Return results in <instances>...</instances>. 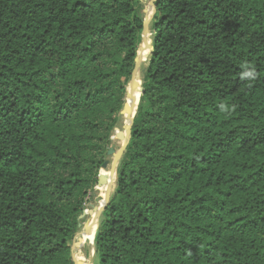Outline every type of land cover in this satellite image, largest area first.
<instances>
[{
    "label": "trees",
    "instance_id": "obj_1",
    "mask_svg": "<svg viewBox=\"0 0 264 264\" xmlns=\"http://www.w3.org/2000/svg\"><path fill=\"white\" fill-rule=\"evenodd\" d=\"M143 1L0 0V264H73ZM155 4L93 264H264V0Z\"/></svg>",
    "mask_w": 264,
    "mask_h": 264
},
{
    "label": "water",
    "instance_id": "obj_2",
    "mask_svg": "<svg viewBox=\"0 0 264 264\" xmlns=\"http://www.w3.org/2000/svg\"><path fill=\"white\" fill-rule=\"evenodd\" d=\"M157 0H149L148 4L144 10V16L142 19V29L140 33L141 41L140 44L137 47L136 57L134 58V64L133 68L130 73V79L127 84V89L125 92V98L129 96V94L134 91L135 89L138 90V97L135 103H124V106L122 110L120 111V116H124L128 118L129 122L125 127L124 131L119 130L115 127L114 132L116 133V136L121 139L122 143L120 147L115 150L113 146H110L106 152V155L112 156V160L109 162L108 160H105L101 165V170L105 169L109 164V176H107L104 173H101L99 171L98 173V182L97 187L105 186L104 196L102 198V204L99 207H96L94 205H91L92 211H93V217L91 222L88 220V223L85 226V230L81 232L83 236H89L92 233V226H94V230L92 233V240L89 242L90 245V258L87 263H84V261H81L76 258V255L73 254V250L76 248H79L84 243L82 242V239L78 241H74L71 245V258L73 261V264H93L94 256L96 253V248L94 246V235L96 232V229L99 225L100 216L104 209L106 208L110 195L115 187L116 181H117V166L121 159V156L126 149L130 138H131V126L134 120V116L136 114L137 106L140 100V95L142 92V78L141 75L144 71V68L142 65L144 64V61L146 58H148L149 53L152 50L151 46V31H150V23L154 17V14L156 12V2ZM152 8V13L148 15V9ZM100 200L97 199L96 202H99ZM86 214V210H83L80 219H83V217ZM93 224V225H92ZM81 226V223H80ZM79 226V227H80ZM90 231V232H89Z\"/></svg>",
    "mask_w": 264,
    "mask_h": 264
},
{
    "label": "rangeland",
    "instance_id": "obj_3",
    "mask_svg": "<svg viewBox=\"0 0 264 264\" xmlns=\"http://www.w3.org/2000/svg\"><path fill=\"white\" fill-rule=\"evenodd\" d=\"M148 1L149 0H144L143 1V9L144 10H145V8H146V6L148 4ZM142 13H143V16H144L145 13L143 11H142ZM145 64H147V61L142 65V67L146 66ZM126 89H127V87H126ZM127 124H128V120L124 116H120L119 120L117 122L116 128H118L121 131H124ZM121 143H122L121 139H119L116 136V133L113 131L112 135H111V144H110V146H113L114 149L117 150L120 147ZM106 160H108L110 162L112 160V156L106 155ZM107 167H109V164H108ZM106 169H108V168H106ZM99 171H101V168L99 169ZM99 171H98V173H99ZM98 188L99 187H97V185H96L94 190H93V192L88 194V196L85 199L84 210H86L87 213L85 214L83 219L80 220L81 226L79 227V229H78V231L76 233V236H75V241H78V240L82 239L84 244L82 246H80L79 248L74 249L73 250V254L76 255V256L77 255H81L82 257L84 256L83 260H84L85 263H87L89 258H90V253H91L90 245H89L90 239H89L88 236H83L81 234V232L85 230V226L88 223V218L90 216H93V211H92L91 205L99 207L102 204L101 200H102V198L104 196V191L100 190ZM97 199H99L100 201L96 202ZM90 222H91V220H90Z\"/></svg>",
    "mask_w": 264,
    "mask_h": 264
},
{
    "label": "bare ground",
    "instance_id": "obj_4",
    "mask_svg": "<svg viewBox=\"0 0 264 264\" xmlns=\"http://www.w3.org/2000/svg\"><path fill=\"white\" fill-rule=\"evenodd\" d=\"M152 13V8H149L148 9V15H150ZM147 59L148 58H146L145 59V61H144V63L147 61ZM146 65V64H145ZM137 97H138V90L137 89H135L134 91H132L130 94H129V96H127L126 98H125V102H127V103H135L136 102V100H137ZM126 118V117H125ZM127 120H128V118H126ZM128 122H129V120H128ZM106 168H108V169H106ZM105 169H102L101 170V173H104V174H106L107 176H109V167H106ZM105 186H100L98 189H100V190H103V191H105ZM87 213V212H86ZM92 217L93 216H90L89 218H88V220L90 221V220H92ZM93 225V224H92ZM94 226H92V228H90L91 230H92V233H93V230H94ZM92 233L88 236L89 237V239H90V241L92 240ZM83 242V241H82ZM84 243V242H83ZM84 257V256H83ZM83 257L81 256V255H77L76 256V258L77 259H79V260H81V261H84L83 260ZM85 263V262H84Z\"/></svg>",
    "mask_w": 264,
    "mask_h": 264
},
{
    "label": "clouds",
    "instance_id": "obj_5",
    "mask_svg": "<svg viewBox=\"0 0 264 264\" xmlns=\"http://www.w3.org/2000/svg\"><path fill=\"white\" fill-rule=\"evenodd\" d=\"M245 70L241 73V79L254 80L256 78L255 68L249 65L244 66Z\"/></svg>",
    "mask_w": 264,
    "mask_h": 264
}]
</instances>
